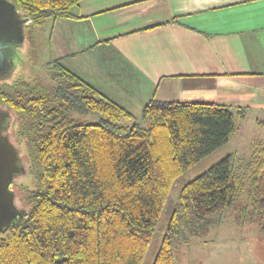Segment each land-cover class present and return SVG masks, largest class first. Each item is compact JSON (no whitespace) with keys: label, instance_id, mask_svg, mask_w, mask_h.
<instances>
[{"label":"trees","instance_id":"trees-1","mask_svg":"<svg viewBox=\"0 0 264 264\" xmlns=\"http://www.w3.org/2000/svg\"><path fill=\"white\" fill-rule=\"evenodd\" d=\"M7 1L41 25L81 0ZM49 63L50 87L19 76L16 63L0 79L5 132L23 166L10 184L21 216L0 229V264H142L174 181L230 140L245 109L152 98L126 124L129 111ZM85 114L99 121L74 117ZM233 162L226 154L180 187L152 264H176L174 241L204 233L239 192L264 237V144L252 142L242 167Z\"/></svg>","mask_w":264,"mask_h":264},{"label":"crops","instance_id":"crops-1","mask_svg":"<svg viewBox=\"0 0 264 264\" xmlns=\"http://www.w3.org/2000/svg\"><path fill=\"white\" fill-rule=\"evenodd\" d=\"M72 13L45 19L46 63L58 59L129 111L130 124L154 98L241 107L238 129L262 126L264 0H81ZM237 130L214 153L241 162Z\"/></svg>","mask_w":264,"mask_h":264},{"label":"rangeland","instance_id":"rangeland-1","mask_svg":"<svg viewBox=\"0 0 264 264\" xmlns=\"http://www.w3.org/2000/svg\"><path fill=\"white\" fill-rule=\"evenodd\" d=\"M48 33L49 29L46 22L41 23V25H27L26 46L24 49L17 48L12 57V62L20 67L19 76L21 75L44 87L51 85L49 78L51 64L46 63L49 57ZM74 117L78 122L83 123L99 121V116L94 114L74 115ZM122 123L130 124V121L122 120ZM237 132L235 143H238L240 149L244 147V154H242L244 159L249 156V154H245L246 141H259L264 144V126L256 127L248 120ZM226 151L225 148L224 151L212 153L174 181L142 264L153 263L166 232L169 215L177 202L180 187L224 157ZM241 162L237 161L233 164L235 167L240 165L242 167ZM240 173L246 177L244 169ZM25 182L30 183L31 180L28 179ZM244 203V194L239 192L231 206L226 207L221 214L210 217L211 222L204 233L191 238L188 243L174 241L173 252L176 264H264V237L252 219L240 211Z\"/></svg>","mask_w":264,"mask_h":264},{"label":"water","instance_id":"water-1","mask_svg":"<svg viewBox=\"0 0 264 264\" xmlns=\"http://www.w3.org/2000/svg\"><path fill=\"white\" fill-rule=\"evenodd\" d=\"M29 22V18L21 16L10 2L0 0V57L2 59H6L9 45H14L18 49L26 46L25 26ZM8 62L10 72L14 63ZM8 116V111L0 108V229L21 216L14 204V192L10 189V184L15 174L23 170V166L19 164L20 155L17 147L5 132Z\"/></svg>","mask_w":264,"mask_h":264},{"label":"flooded vegetation","instance_id":"flooded-vegetation-1","mask_svg":"<svg viewBox=\"0 0 264 264\" xmlns=\"http://www.w3.org/2000/svg\"><path fill=\"white\" fill-rule=\"evenodd\" d=\"M16 50H17L16 46L9 45L7 53H6V59L8 58V60H6V59L4 60L0 57V77L1 78L4 75L10 73L9 68H8V66H9L8 61H10V63H11V61H12L11 59H12L13 55L16 53Z\"/></svg>","mask_w":264,"mask_h":264}]
</instances>
